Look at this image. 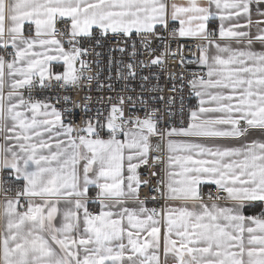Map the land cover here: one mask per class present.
Returning <instances> with one entry per match:
<instances>
[{"label":"snow or ice","instance_id":"6c2138e0","mask_svg":"<svg viewBox=\"0 0 264 264\" xmlns=\"http://www.w3.org/2000/svg\"><path fill=\"white\" fill-rule=\"evenodd\" d=\"M253 10L264 0H0V264H264ZM185 38L195 49L173 48ZM144 187L181 203L150 209Z\"/></svg>","mask_w":264,"mask_h":264},{"label":"built area","instance_id":"2783aa9c","mask_svg":"<svg viewBox=\"0 0 264 264\" xmlns=\"http://www.w3.org/2000/svg\"><path fill=\"white\" fill-rule=\"evenodd\" d=\"M210 28L211 29H218V25L216 23H211L210 24ZM198 42L195 41V40H189L187 38L185 39H181V40H178L177 42H174L173 43V48H176L179 44H185L186 47H191L193 49H195V46ZM114 47V43L111 42V41H104L103 42V46L99 49H96V51H99L103 54V62L106 63V60L109 56H115L116 59H119L120 58V53L119 52H115V53H111L110 52V49ZM187 56H189L190 58H192V53L191 52H186L185 53ZM169 64L171 65L172 69L175 71L176 70V62L173 61V60H170L169 61ZM189 65L190 67H194V65L191 63V59L189 61ZM100 94H106V93H100ZM74 97L76 99H79L78 96H75V94H73ZM93 96L97 95V93L93 92L92 93ZM188 99V96H187V90H186V100ZM191 102L194 104L196 103V100H195V97H192L191 98ZM77 113L80 112V109H76L75 110ZM81 122V116L80 115H77L76 116V123L79 125ZM150 163H152V161H150ZM162 167V166H160ZM139 173L141 175V179L142 180H150L151 181V184L149 185V187H151L152 189H155V188H158L160 187V185L158 184V180L160 179V177L163 175L162 172H160L159 175L157 176H154L152 175V172L153 171H158V169H152L150 168L149 166H142L139 170ZM207 189H205V193H207ZM211 192L213 195H216V191H215V187L212 186L211 187ZM156 196V200L153 201L152 200V196ZM223 195V194H221ZM145 197H147V207L150 208V209H160L161 207L165 206L167 204V201L163 200L160 198L159 194L158 193H155V192H150L148 187H144L142 188L141 190V198L144 199ZM205 201L206 202H209L207 200V195L205 194ZM260 213V211L258 212V214Z\"/></svg>","mask_w":264,"mask_h":264},{"label":"crops","instance_id":"0c3cea01","mask_svg":"<svg viewBox=\"0 0 264 264\" xmlns=\"http://www.w3.org/2000/svg\"><path fill=\"white\" fill-rule=\"evenodd\" d=\"M177 2L178 3H180V2H182V0H177ZM252 19H253V21L255 22V21H257V20H261V19H264V18H262V17H259L256 13H255V11L253 10V14H252ZM210 23H216L217 25H219V21L218 20H212V21H210ZM261 27H264V25H261ZM257 33V27H256V25H255V23L251 26V34L254 36L255 34ZM234 47H243V45H233ZM253 47H254V49L256 50V51H261V50H264V48H262V46L259 44V43H254V45H253ZM174 204L175 206H179L180 205V203L181 202H179V201H167V204ZM260 211V208L259 207H257L256 209H253V210H251V212L249 213V214H252V213H256V214H258V212ZM163 259H164V257H163V253H161V260L163 261ZM169 264H172V259L171 258H169Z\"/></svg>","mask_w":264,"mask_h":264},{"label":"trees","instance_id":"16d2710c","mask_svg":"<svg viewBox=\"0 0 264 264\" xmlns=\"http://www.w3.org/2000/svg\"><path fill=\"white\" fill-rule=\"evenodd\" d=\"M211 24V23H210Z\"/></svg>","mask_w":264,"mask_h":264}]
</instances>
